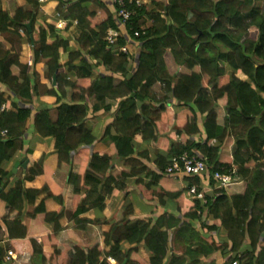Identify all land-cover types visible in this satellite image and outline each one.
I'll return each mask as SVG.
<instances>
[{
  "label": "trees",
  "instance_id": "obj_1",
  "mask_svg": "<svg viewBox=\"0 0 264 264\" xmlns=\"http://www.w3.org/2000/svg\"><path fill=\"white\" fill-rule=\"evenodd\" d=\"M24 1L0 7V37L9 46L0 50L7 92L0 93V130L8 134L0 142V232L3 226L13 243L12 264L23 254L37 264H264V0H123L131 16L115 48L105 42L118 27L115 0L114 15L97 0H55V20L77 33L71 50L69 40L51 37L52 26L35 31L39 4ZM12 35L28 39L31 65L19 63ZM127 44L139 50L135 57L117 52ZM60 52L68 53L63 64ZM169 106L185 113L175 117ZM105 117L111 122L98 139L92 130ZM30 120L39 139L53 142L62 188L41 155L6 189L4 165L23 150ZM172 126L183 144L166 148L162 136ZM98 142L108 154L91 150ZM183 153L203 160L206 173L183 177L181 186L164 172ZM32 155L27 149L25 165ZM215 173L231 177L230 194L217 188ZM34 181L40 189L24 188ZM129 184L146 203L138 204L144 214H160L134 219L137 205L129 203L109 216L106 201L127 196ZM191 186L211 189L205 205H186ZM48 200L56 212L46 211ZM88 213L92 219L83 218ZM38 217L47 230L31 235ZM101 226L108 230L97 232ZM89 228L97 232L93 241L84 239Z\"/></svg>",
  "mask_w": 264,
  "mask_h": 264
},
{
  "label": "crops",
  "instance_id": "obj_2",
  "mask_svg": "<svg viewBox=\"0 0 264 264\" xmlns=\"http://www.w3.org/2000/svg\"><path fill=\"white\" fill-rule=\"evenodd\" d=\"M99 3H102L108 10L109 12L114 15V7H113V2L114 0H97ZM57 6V3L55 0H47L45 1L43 4H39V12H38V16L35 20L34 23V28L35 31L40 28V27H46V26H52L55 29V33H53L51 35V37H59L63 40H69V50H71L72 48H74V38L77 36V33L75 31L74 26H71L67 31H64V21L62 20H55V8ZM4 9L6 10V6H4ZM22 7L21 3H18L16 1V8ZM96 7V8H95ZM88 9L92 12H97L98 11V7L94 6L92 4L88 5ZM11 37V36H9ZM2 37H0V42L2 43ZM22 45V53L18 56V60L19 63L22 65H31L32 62V51H31V47L28 45ZM28 47V50L26 52H24V48L23 47ZM9 48V47H8ZM130 50V56H136L138 54V49L136 48V46L132 45L128 47ZM7 50V48L5 49ZM68 50V51H69ZM68 57V53H63L60 52L59 53V63L63 64ZM103 72L102 68H99L96 72V75L101 74ZM94 75V77L96 76ZM155 91L157 93H159V88L155 87ZM0 93H5V96L7 97V92L4 89V87H2L0 85ZM8 106V103L6 104ZM5 106V107H7ZM169 111L171 112V114L175 117H178L179 115H182L183 113H185V109L182 108H176L173 106H169ZM98 115V114H97ZM111 122V120L108 117L105 118H97L96 120V125L93 128V133L96 135V137L98 139H101V137L103 136V132L106 128V126ZM163 138V142L162 145H166V148H168L169 146V142H173V143H183V141L180 139V137L175 136V129L174 127H168L165 134L162 136ZM22 139L24 140V148L21 152H17L15 153L14 157L12 158V160L7 163L6 165H4V170L5 171H10V179L8 180L7 184H6V189L10 188L14 182L19 181L20 179H22L24 177V174L26 173V170L29 168V164L30 162H37L40 158V156H43V164L49 168L50 170L53 171V175L52 178L53 180L57 183V185L59 187L62 188V178H59L58 176H56V164H57V156L54 153V147H53V142L49 139H39L37 137V135L35 134L32 126H31V120L27 122L26 124V131L22 137ZM137 143H140V141L137 140ZM27 149H30L33 152V155L31 157L28 158V164H26V168L23 169L22 165L25 164V160H26V156H25V152ZM151 149V148H150ZM91 150H94L95 153L102 155V154H108L109 153V148L108 146H105L102 142H98L95 144V146H93L91 148ZM162 151H166V149L161 148ZM30 161V162H29ZM27 163V162H26ZM13 164H15V167L11 170ZM146 165V164H145ZM12 177V178H11ZM13 177H16V179L13 182ZM178 182L181 184V180L178 179ZM24 188L26 189H40L41 188V183L38 181H34L32 183H24L23 184ZM243 189V187H242ZM240 189V191L242 190ZM136 191V187L132 186V185H128V188L126 190V192L128 193L127 196H125V192L124 193H116L114 194V200L112 199L113 196L111 197L110 200H107L106 203L111 202L112 204H114L113 208L111 207L110 211H109V216L110 213H114L117 210L121 209L120 207V203L122 204L123 202L125 203H133L136 204L137 207L134 206V219H143V218H147V217H151L148 214H144L140 208V206L138 204L141 203H145L144 201L142 202V199L137 200V198H134L132 196V192ZM66 190L63 192L65 193ZM125 196V197H124ZM123 198V199H122ZM121 199L118 203V200ZM184 202H189L187 203L188 205L192 203L191 200L189 199H184ZM52 201V200H48L45 202V208L47 212H56L58 207L57 205ZM146 205V203L144 204ZM155 206V204H153ZM119 206V207H118ZM6 212V210L4 209V213ZM161 210L160 209H155V214L153 217H156L158 214H160ZM105 215V214H104ZM106 217V216H105ZM83 218H87V219H92V213H88L87 215H85ZM107 219H109V217H106ZM39 220H41L39 217L38 219H36L34 222H32L31 228L29 230V234L34 235L36 233L41 234V232H44V230H47L46 227L41 226V224H39ZM38 224V225H37ZM60 225L63 228H66L69 224H67L66 222H60ZM95 228V227H94ZM108 230V226H101V232H105ZM60 233V237H61ZM58 237L57 241L58 244L61 243V238ZM37 243H39V239L36 240ZM13 243L11 241L7 240V236L5 233V229L2 226V232H0V249H1V255L4 258L6 256L7 252H12V245ZM13 253V252H12ZM138 258H140L141 260H143L144 262H146L148 259L146 253L140 248L138 250L137 253ZM47 258V257H46ZM22 260V261H21ZM19 263H29L30 261H32L33 263L35 262L36 264L38 263L37 260H34L33 258L30 259V256L28 254H23L21 256H19V258L17 260H15ZM224 262V261H223ZM13 261L10 262V264H12ZM18 263V264H19Z\"/></svg>",
  "mask_w": 264,
  "mask_h": 264
},
{
  "label": "built area",
  "instance_id": "obj_3",
  "mask_svg": "<svg viewBox=\"0 0 264 264\" xmlns=\"http://www.w3.org/2000/svg\"><path fill=\"white\" fill-rule=\"evenodd\" d=\"M47 0H37L38 4H43ZM77 1V0H72ZM129 1H135L138 3L137 0H129ZM116 4L119 6V11L116 15L118 18V27L116 30H108L105 35V42L108 47L115 48L116 40L118 37H120L121 32L125 25L127 24L131 14L126 11L124 8V1L123 0H115ZM135 37L138 36L137 33L134 34ZM129 45L119 48L117 52L122 53L124 55H129ZM4 110V105L1 106V111ZM8 137V134L5 130H0V142L6 141ZM183 144V143H181ZM167 176L174 177L176 179L182 180L183 177H189V178H195L200 177L204 173H206V165L205 162L201 159H198L196 157H189L187 153H183L182 155L174 158L171 161V164L165 169L164 172ZM213 180L217 184L218 189L227 190L230 185L232 184V179L228 175L224 174H213ZM211 191L209 187H203L200 190L196 186H191L187 189L185 196L187 199L191 201H199L203 205L206 204L205 200V194L207 192ZM199 214V213H197ZM203 220V219H202ZM13 260V253L7 252L6 256L3 258V261L0 262V264H10V262ZM109 264H114V262L111 259H107Z\"/></svg>",
  "mask_w": 264,
  "mask_h": 264
},
{
  "label": "rangeland",
  "instance_id": "obj_4",
  "mask_svg": "<svg viewBox=\"0 0 264 264\" xmlns=\"http://www.w3.org/2000/svg\"><path fill=\"white\" fill-rule=\"evenodd\" d=\"M16 1L18 2V3H21V5H22V7L24 6V4H25V1L24 0H0V7H1V9L3 10L4 9V7H3V4H4V6H6V8L8 7V8H14V7H16ZM139 3H145L147 6L150 4L149 3V1H147V0H137ZM156 1H159V2H162L163 0H156ZM262 6H261V11L263 12L264 11V1L262 2V4H261ZM94 6H96V5H94ZM151 7V6H150ZM149 7V8H150ZM96 8V7H95ZM148 25H150L149 23H148ZM2 39V38H1ZM7 39L10 41V43H11V45H12V47H13V53L15 52V54L16 55H20L21 53H22V45L21 44H24V45H26V46H28V39L23 35V38H22V40H19V39H17L16 38V36H14V35H12L11 37H7ZM3 40V39H2ZM23 47L24 48V52H26L27 50H28V47ZM8 47L9 46H7L6 45V43H5V41L3 40L2 41V43L0 42V50L2 51V52H4L5 51V49L7 48L8 49ZM180 70L179 69H176L174 66L172 67V73H174V72H176V73H178ZM184 72V71H183ZM94 78H96V77H94L93 76V79ZM49 87V86H48ZM157 87V86H156ZM24 142V141H23ZM232 141L230 140L229 141V143H231ZM232 150H233V148H232V146H230V148L229 149H227V150H225V153H224V155H230L231 153H232ZM223 152H224V150H223ZM15 167V164H13V166H12V168H11V170L13 169ZM58 175H59V177H61L62 179L64 178V175L63 174H61V173H58ZM12 178V177H11ZM16 179V177H13V182H14V180ZM231 190H232V188H230L229 187V189H227V193L228 194H230L231 193ZM121 194V193H120ZM121 196H122V194H121ZM132 196L134 197V198H137V200H140L141 198H140V196H139V192H136V191H134V192H132ZM114 195H113V200H114ZM123 199V198H122ZM184 199H187L186 198V196H184ZM121 199H119L118 200V203H120L119 201H120ZM187 203H189V202H186V205H188ZM128 203H120L119 205H120V207H121V209H120V211H122L123 212V208L124 207H126V205H127ZM55 205V204H54ZM114 206V204H112V207ZM119 207V206H118ZM121 219V215H119V217H117L116 219H113L114 221H118V220H120ZM98 231H100L101 232V227H99L98 229H97V232ZM97 232H96V230L95 229H91V228H89L88 229V233H89V235H87V236H85L84 237V239H86V240H90V241H93V239L94 238H96V235H97ZM80 236V235H79ZM72 255V253L69 251L68 252V257H70ZM141 263V262H140ZM142 264V263H141Z\"/></svg>",
  "mask_w": 264,
  "mask_h": 264
},
{
  "label": "water",
  "instance_id": "obj_5",
  "mask_svg": "<svg viewBox=\"0 0 264 264\" xmlns=\"http://www.w3.org/2000/svg\"><path fill=\"white\" fill-rule=\"evenodd\" d=\"M27 28H29V25H27ZM52 85H53V86L55 85V80H54V78H53V81H52ZM25 167H26V165L23 164V165H22V168L25 169Z\"/></svg>",
  "mask_w": 264,
  "mask_h": 264
}]
</instances>
